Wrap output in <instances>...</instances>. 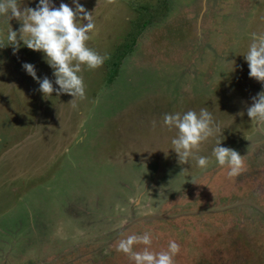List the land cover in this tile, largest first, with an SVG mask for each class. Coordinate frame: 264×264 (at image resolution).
<instances>
[{
	"label": "rangeland",
	"instance_id": "obj_1",
	"mask_svg": "<svg viewBox=\"0 0 264 264\" xmlns=\"http://www.w3.org/2000/svg\"><path fill=\"white\" fill-rule=\"evenodd\" d=\"M79 3L95 21L90 48L133 54L110 74L108 59L82 65L73 107L69 94L44 97L23 68L58 88L42 52L0 48V264H132L117 245L145 232L152 250L180 245L175 264H264V126L247 115L264 84L244 58L264 32V0ZM20 26L0 16V38ZM201 108L222 130L197 153L206 169L178 162L163 123ZM217 139L245 156L239 175L212 156Z\"/></svg>",
	"mask_w": 264,
	"mask_h": 264
},
{
	"label": "clouds",
	"instance_id": "obj_2",
	"mask_svg": "<svg viewBox=\"0 0 264 264\" xmlns=\"http://www.w3.org/2000/svg\"><path fill=\"white\" fill-rule=\"evenodd\" d=\"M107 2L113 4L115 0ZM73 3L75 9L65 3L56 7L53 0H39L35 8H22L20 0H0V16L8 17V21L14 18L21 23L18 30L12 27L8 30L6 41L0 38V48L11 45L15 54L22 41L29 49L42 52L53 69L58 88H54L53 81L47 76L41 80L33 64L24 63L23 68L38 81L44 97L52 96L54 91L57 96L69 94L73 97L72 106L76 107V98H85L82 65L95 70L102 67L108 57L88 46L95 31L92 12L86 10L79 0H73ZM244 58L250 69L249 76L264 84V32L251 33V43ZM247 115L257 126H264V90L252 97ZM163 123L169 130H176L171 144L177 153L178 162L183 165L195 160L199 168L206 169L210 158L197 154L200 146L210 137L222 134L212 113L201 108L199 112L188 110L183 114H165ZM212 156L220 166L229 169L230 177L239 175L245 167V156L231 147L221 146L220 139L216 141ZM152 244L153 237L149 232L131 234L119 241L116 250L127 255L132 264H175L174 258L181 251L176 241H169L167 249L160 251L152 250ZM138 245H143V249L135 250Z\"/></svg>",
	"mask_w": 264,
	"mask_h": 264
},
{
	"label": "trees",
	"instance_id": "obj_3",
	"mask_svg": "<svg viewBox=\"0 0 264 264\" xmlns=\"http://www.w3.org/2000/svg\"><path fill=\"white\" fill-rule=\"evenodd\" d=\"M159 5H160V3H158ZM145 20V19H144ZM143 20V21H144ZM146 21V20H145ZM144 21V22H145ZM120 46V45H119ZM126 49H127V47H126ZM125 52H126V50H125ZM122 55H123V53L121 52V53H117V54H111L107 59L109 60V62H110V69H108V72H109V74H110V70L112 69V67L113 66H115L118 62H119V60L121 59V57H122ZM112 71V70H111ZM28 105H30V104H28Z\"/></svg>",
	"mask_w": 264,
	"mask_h": 264
},
{
	"label": "crops",
	"instance_id": "obj_4",
	"mask_svg": "<svg viewBox=\"0 0 264 264\" xmlns=\"http://www.w3.org/2000/svg\"><path fill=\"white\" fill-rule=\"evenodd\" d=\"M159 3V2H158ZM165 11H166V9H165ZM200 18V17H199ZM199 18H198V20H199ZM198 20H196L195 21V23H196V26H197V28H199L200 27V21L198 22ZM200 20H201V18H200ZM148 22H146L145 24H143L141 27H140V29L142 28V27H145L146 26V24H147ZM150 23V22H149ZM149 23L147 24V25H149ZM137 35H139V33L137 34ZM131 50H133V49H130V50H127V52H125L123 55H122V57L121 58H125L127 55L126 54H128V56H127V61H128V59H130L131 58V56H132V54H133V52H131L130 54H129V52L131 51ZM126 55V56H125ZM121 60V59H120ZM119 60V61H120ZM127 66V65H126ZM128 67V66H127ZM126 67V68H127Z\"/></svg>",
	"mask_w": 264,
	"mask_h": 264
}]
</instances>
